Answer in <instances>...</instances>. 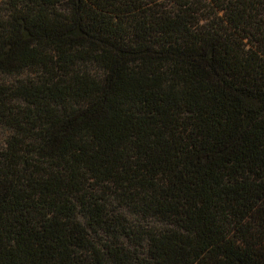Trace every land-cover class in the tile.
Wrapping results in <instances>:
<instances>
[{"label": "trees", "instance_id": "obj_1", "mask_svg": "<svg viewBox=\"0 0 264 264\" xmlns=\"http://www.w3.org/2000/svg\"><path fill=\"white\" fill-rule=\"evenodd\" d=\"M0 264H264V0H0Z\"/></svg>", "mask_w": 264, "mask_h": 264}, {"label": "rangeland", "instance_id": "obj_2", "mask_svg": "<svg viewBox=\"0 0 264 264\" xmlns=\"http://www.w3.org/2000/svg\"><path fill=\"white\" fill-rule=\"evenodd\" d=\"M3 77L0 75V80H2ZM6 134L0 130V145H3V142L5 140Z\"/></svg>", "mask_w": 264, "mask_h": 264}]
</instances>
